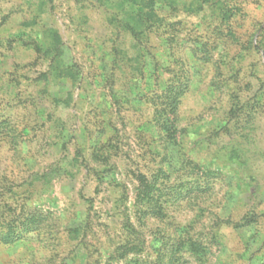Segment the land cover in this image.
Wrapping results in <instances>:
<instances>
[{"label":"rangeland","instance_id":"1","mask_svg":"<svg viewBox=\"0 0 264 264\" xmlns=\"http://www.w3.org/2000/svg\"><path fill=\"white\" fill-rule=\"evenodd\" d=\"M47 2L0 0V228L30 225L0 264H264V0L157 1L139 52L100 0Z\"/></svg>","mask_w":264,"mask_h":264},{"label":"trees","instance_id":"2","mask_svg":"<svg viewBox=\"0 0 264 264\" xmlns=\"http://www.w3.org/2000/svg\"><path fill=\"white\" fill-rule=\"evenodd\" d=\"M157 1L167 2L174 8L182 6L186 10H201L204 4L211 0H185L183 3L180 0H100L105 6L120 13L119 21L133 37V46L136 52L142 50L144 39L148 37L150 31L158 28L161 22V15L156 5ZM36 6L37 11L46 10L48 2L47 0H37ZM41 39L44 53L49 59L46 75L51 84L56 85L60 80L72 78V68L66 66L63 61V39L59 30L54 26L42 24ZM54 98L55 101H59L58 97ZM55 172V169L44 172L40 176L41 183L43 185L51 183L56 176ZM67 172L72 173L71 170ZM29 227L30 225L23 227V231ZM21 230L20 225L15 222H4L0 228V238L5 242L14 241L16 236L23 234Z\"/></svg>","mask_w":264,"mask_h":264}]
</instances>
